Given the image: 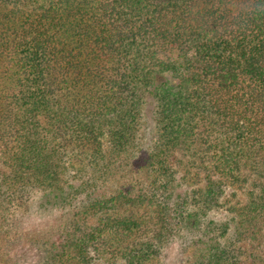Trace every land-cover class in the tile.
I'll return each mask as SVG.
<instances>
[{"label":"trees","instance_id":"obj_1","mask_svg":"<svg viewBox=\"0 0 264 264\" xmlns=\"http://www.w3.org/2000/svg\"><path fill=\"white\" fill-rule=\"evenodd\" d=\"M0 264H264V0H0Z\"/></svg>","mask_w":264,"mask_h":264},{"label":"rangeland","instance_id":"obj_2","mask_svg":"<svg viewBox=\"0 0 264 264\" xmlns=\"http://www.w3.org/2000/svg\"><path fill=\"white\" fill-rule=\"evenodd\" d=\"M174 257V253L172 252V253H170V260L172 259Z\"/></svg>","mask_w":264,"mask_h":264}]
</instances>
